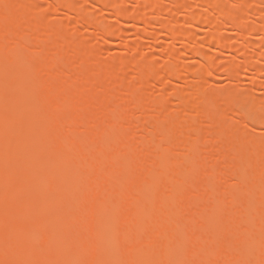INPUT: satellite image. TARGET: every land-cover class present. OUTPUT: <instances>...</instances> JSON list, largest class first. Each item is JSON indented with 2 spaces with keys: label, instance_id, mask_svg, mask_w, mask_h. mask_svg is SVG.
Returning <instances> with one entry per match:
<instances>
[{
  "label": "bare ground",
  "instance_id": "1",
  "mask_svg": "<svg viewBox=\"0 0 264 264\" xmlns=\"http://www.w3.org/2000/svg\"><path fill=\"white\" fill-rule=\"evenodd\" d=\"M45 1L0 0V264H264V48L247 51L264 10L245 22L232 8L247 0H195L214 15L180 6L176 25L160 0L144 8L165 21L122 0ZM127 21L134 40L109 61L77 35L109 45Z\"/></svg>",
  "mask_w": 264,
  "mask_h": 264
},
{
  "label": "rangeland",
  "instance_id": "2",
  "mask_svg": "<svg viewBox=\"0 0 264 264\" xmlns=\"http://www.w3.org/2000/svg\"><path fill=\"white\" fill-rule=\"evenodd\" d=\"M122 2H123L122 6H126L129 9L136 7L139 10L144 11L147 16H150L148 11L144 8L146 6V0H136V1L122 0ZM223 2H224L223 0L220 1V3H223ZM36 3L39 6L47 7V3L45 0H37ZM158 4L161 6L162 9L166 10L171 15V18L176 23V25H178L181 22V20L183 18L182 16L184 14L183 13L184 10L178 8L180 6L186 7V9L190 12H194V13L207 12L210 16L214 15L212 13H209V9L207 8L206 4L200 3V2L195 1V0H177L174 2H170L168 0H160ZM88 8L92 9L91 7H88ZM257 10H264V0H247L246 2H244V4H241L239 6H234L232 8L233 13L245 22L254 21L256 16L253 14V12L257 11ZM150 18L153 19V21H157V20L165 21L164 15H161L160 19L154 18L152 16H150ZM110 20H113V17H109V21ZM125 24H126V28H124L125 33L120 34L119 37L112 38L111 44H109V45L104 44L103 40L100 38H97V39L91 38L90 37V31L88 29L80 28L77 35L90 38L92 45H94L95 47H97L98 49L101 50V58L103 60L109 61V60H112L114 58H118L119 56L117 54L121 55L120 53H117V52H119V49L117 51V47H119L120 44H122L124 41L131 43L132 40H134V38L131 37L129 34V33H132V31H131L132 29H135L134 26L132 25V22L127 21ZM223 24H225L226 26L229 25V23L226 21ZM189 26L190 25H187V24H185L184 26H182L180 28H179V26H171L169 28V32L175 33L178 31H188V29H190ZM200 30H201V28H200ZM203 30H204V28H203ZM225 30H226V28H225ZM232 31H228V29L226 30L227 38L229 40L231 39V41L233 40L234 42L235 41L240 42V39L238 37V35L240 36V34H237V32L235 33ZM153 32L156 34L162 33L163 28L156 26L153 29ZM195 33H196L195 40L197 42H199V45L202 46V44H200V43L204 42V40L206 39V34L204 33V31H198ZM260 37H261L260 35H257V34L255 35V38L253 39L252 45H250L248 47L247 51L256 52V50H258L260 47L264 48V45H259L260 41H261ZM240 38H241V36H240ZM148 40L149 39L146 35L142 38V42H141L142 46L140 47L138 55H137V58L142 62H150V54L147 52L148 50L146 49V45H145ZM159 40H158L159 41L158 46H160V47H157V49L161 50L162 48H164L166 46L165 44L169 42V39L165 36L163 38L161 37V39H159ZM138 42L140 43V41H138ZM234 42H233V45H234ZM174 46H175V50H177V51H182L184 49L182 47V45H180V44H176ZM210 48H212V46ZM261 48H260V50H261ZM215 49L217 50V48H215ZM208 50H210V49L208 48ZM216 50L214 51V49H212L210 52L214 51L215 56H216L217 55ZM222 50H223V52L221 51V53H220L221 55H218L216 60H214L215 58L213 57L214 58V59L212 58L213 60L211 59L210 61L207 62V64H209V65L206 68H211L217 62V60L218 61H224L228 58V56L230 55V50L228 51L227 48H226V50H224V49H222ZM158 52H160V51H158ZM140 53H143V55L140 56ZM222 53H224V54H222ZM193 61H194V58L192 57V58H186L180 63L185 67H192L195 65L193 63ZM156 62H158V61L156 60ZM261 63H262V61H261ZM263 65H264V63H263ZM239 79H240L239 84H236V86L232 87L234 92H237L239 94H243L244 92H247L249 88L250 89L252 88L253 82H255V80H251L249 78V75H241ZM228 87H230V84L228 83V81L227 80L225 81L223 79V77L221 78L219 76V78L216 80V85H214L213 90L216 93H221L222 91L226 90ZM165 103H166L168 110L174 106H179L176 93H173V94H170L169 96H167L165 99ZM236 107H237V109L242 108V107H244V104L241 102H240V104H238V102H237ZM249 128H251L253 130V128L255 129V126H249ZM244 129L250 131L249 129H246V127H244ZM251 132H253V131H251ZM38 133L41 134V130H39ZM253 141L255 143H259V140L257 138H253ZM211 144H212L211 140L206 142V145L208 147ZM74 154L78 155L79 152L76 151V152H74ZM198 179L200 181L208 180V178L205 176L199 177ZM224 179L226 180V182H232V181L236 180V177L235 176L234 177L233 176L232 177L227 176Z\"/></svg>",
  "mask_w": 264,
  "mask_h": 264
}]
</instances>
